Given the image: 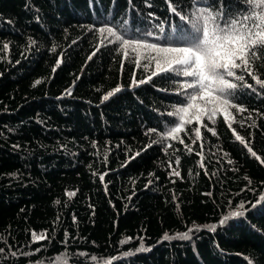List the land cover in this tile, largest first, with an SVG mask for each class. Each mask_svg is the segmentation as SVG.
I'll return each mask as SVG.
<instances>
[{
  "label": "trees",
  "instance_id": "1",
  "mask_svg": "<svg viewBox=\"0 0 264 264\" xmlns=\"http://www.w3.org/2000/svg\"><path fill=\"white\" fill-rule=\"evenodd\" d=\"M206 5L219 0H0V264H264V87L237 82L234 121L177 115L183 81L134 85L156 70L148 50L100 31L182 46ZM253 71L264 80V55Z\"/></svg>",
  "mask_w": 264,
  "mask_h": 264
},
{
  "label": "snow or ice",
  "instance_id": "2",
  "mask_svg": "<svg viewBox=\"0 0 264 264\" xmlns=\"http://www.w3.org/2000/svg\"><path fill=\"white\" fill-rule=\"evenodd\" d=\"M256 7L261 8V4H257ZM172 10L179 14L176 8L173 7ZM181 18L185 19L183 16ZM190 21L191 28L183 34L186 43L182 46L161 47L156 43H146L143 38H124L122 35H117L112 28H101L100 31L107 32L110 36H116L125 49H131L133 52H139L141 49L148 50L149 55L143 58L148 61V64L154 61L156 70L139 81L135 79L134 75V85L147 83L153 77L162 74H167L162 76L166 81H183L180 86L184 91L177 94L184 98L178 103L187 106L179 107L176 110L177 115L187 114L190 109H194L196 111L193 114L197 119L206 115L207 119L214 123L219 106L226 113L225 120L228 121L231 117V120L234 121L235 117L228 113V108H237L239 112L246 111L243 106L235 103L236 93L239 91L237 82H241L240 87L253 88L245 80V77L249 76L256 85L264 87V80H261L253 71L254 62L260 60L264 55V8L259 12L233 14L226 12L222 0H219V6L206 5L199 8L197 14L190 18ZM147 35H151V33ZM4 47L8 46L4 45ZM99 50V48L96 49V51ZM96 51L92 55H95ZM151 53H155V55H151ZM124 56H128L127 51ZM60 62L61 58H58L57 66ZM136 63L139 66V60ZM238 71L241 74H238ZM116 91L119 92L120 89L117 88ZM68 94H71L70 91ZM112 95L111 91L108 92L103 96V100L108 101ZM200 104H203V107ZM170 123L175 124L168 133L169 136H172L174 133L181 132L185 122L183 116H180L179 121L173 120ZM228 126L231 128V122ZM208 130L216 135L214 129ZM150 131L155 132L156 129ZM195 137L202 139L199 127L195 129ZM235 139L241 144H245V140L240 135H236ZM180 143L183 144L184 140L180 139ZM202 149L203 144H201V153H197L198 155H202ZM189 151H191L190 148ZM248 151L257 160L260 159L250 147ZM176 163L179 164L178 159ZM203 166L202 163L201 167ZM171 174L179 176L180 172L173 170ZM100 180H104V175L100 176ZM70 195H75V193H70ZM231 215L237 216L243 215V213L232 212ZM33 238L36 241L45 239L35 233H33ZM182 238L186 239L187 234H184ZM165 239H168V236H165Z\"/></svg>",
  "mask_w": 264,
  "mask_h": 264
},
{
  "label": "bare ground",
  "instance_id": "3",
  "mask_svg": "<svg viewBox=\"0 0 264 264\" xmlns=\"http://www.w3.org/2000/svg\"><path fill=\"white\" fill-rule=\"evenodd\" d=\"M53 1V0H52ZM170 2V1H169ZM59 16V15H58ZM68 16V15H67Z\"/></svg>",
  "mask_w": 264,
  "mask_h": 264
}]
</instances>
